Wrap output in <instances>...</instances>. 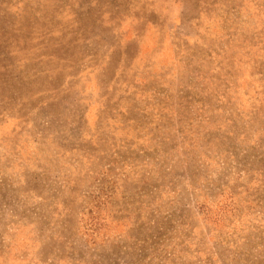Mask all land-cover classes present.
<instances>
[{
    "label": "rangeland",
    "instance_id": "1",
    "mask_svg": "<svg viewBox=\"0 0 264 264\" xmlns=\"http://www.w3.org/2000/svg\"><path fill=\"white\" fill-rule=\"evenodd\" d=\"M0 264H264V0H0Z\"/></svg>",
    "mask_w": 264,
    "mask_h": 264
}]
</instances>
